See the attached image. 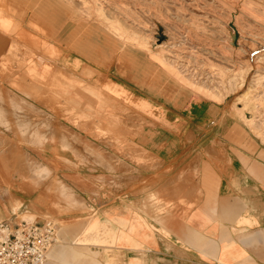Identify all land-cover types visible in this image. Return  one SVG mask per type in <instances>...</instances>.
Listing matches in <instances>:
<instances>
[{
	"label": "rangeland",
	"instance_id": "obj_1",
	"mask_svg": "<svg viewBox=\"0 0 264 264\" xmlns=\"http://www.w3.org/2000/svg\"><path fill=\"white\" fill-rule=\"evenodd\" d=\"M2 2L0 220L53 218L59 244H90L102 197L189 210L191 141L196 200L214 136L264 145V0Z\"/></svg>",
	"mask_w": 264,
	"mask_h": 264
},
{
	"label": "crops",
	"instance_id": "obj_2",
	"mask_svg": "<svg viewBox=\"0 0 264 264\" xmlns=\"http://www.w3.org/2000/svg\"><path fill=\"white\" fill-rule=\"evenodd\" d=\"M2 3L0 52L8 48L6 35L14 25ZM195 135L191 132V140ZM214 137L222 154L199 158L207 186L198 200L193 193L197 157L191 141L187 212H145L130 208L131 200L115 194L106 202L102 197L95 209L99 228L93 222L89 235L93 242L59 244V239L45 264H264V145L257 135L244 131Z\"/></svg>",
	"mask_w": 264,
	"mask_h": 264
},
{
	"label": "built area",
	"instance_id": "obj_3",
	"mask_svg": "<svg viewBox=\"0 0 264 264\" xmlns=\"http://www.w3.org/2000/svg\"><path fill=\"white\" fill-rule=\"evenodd\" d=\"M57 242L58 224L51 218L2 220L0 264H45Z\"/></svg>",
	"mask_w": 264,
	"mask_h": 264
},
{
	"label": "bare ground",
	"instance_id": "obj_4",
	"mask_svg": "<svg viewBox=\"0 0 264 264\" xmlns=\"http://www.w3.org/2000/svg\"><path fill=\"white\" fill-rule=\"evenodd\" d=\"M238 6V5H237ZM238 8V7H237ZM239 9V8H238ZM250 14V13H249ZM256 16V15H255ZM254 19V18H253ZM261 23V22H260ZM262 24V23H261ZM263 25V24H262ZM230 39V38H229ZM240 39V38H239ZM244 40V39H243ZM253 40H254V38H253ZM246 43V42H245ZM264 44V43H263ZM244 50V49H243ZM263 51V52H262ZM253 52H255L254 54H253V56H261V55H264V45H261V46H257V47H255L252 51H251V53H253ZM242 53V52H241ZM252 56V55H251ZM255 64V63H254ZM71 75V74H70ZM65 85V84H64ZM110 145V144H109ZM53 219V218H52ZM57 222V221H56Z\"/></svg>",
	"mask_w": 264,
	"mask_h": 264
},
{
	"label": "water",
	"instance_id": "obj_5",
	"mask_svg": "<svg viewBox=\"0 0 264 264\" xmlns=\"http://www.w3.org/2000/svg\"><path fill=\"white\" fill-rule=\"evenodd\" d=\"M233 35V40H235V38H236V35L233 33L232 34ZM233 44H234V42H233Z\"/></svg>",
	"mask_w": 264,
	"mask_h": 264
}]
</instances>
